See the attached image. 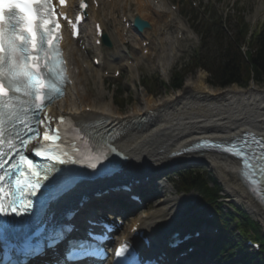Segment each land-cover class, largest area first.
I'll use <instances>...</instances> for the list:
<instances>
[{
	"label": "bare ground",
	"instance_id": "obj_1",
	"mask_svg": "<svg viewBox=\"0 0 264 264\" xmlns=\"http://www.w3.org/2000/svg\"><path fill=\"white\" fill-rule=\"evenodd\" d=\"M114 1L118 2L119 0ZM141 3L147 5L149 2L148 0H141ZM132 5L134 6V4ZM110 6L106 9L107 14L109 13L110 16L108 15L105 18L104 15H101L100 19L103 18L104 25L113 24V35L116 31H119L121 37L124 28L120 22L121 20L115 18L117 11H124L127 17L130 18V22L133 17L132 14L135 13L141 19L149 22L151 33L155 35L158 31L159 25L154 23V17H160L157 10H160L161 7L155 10L149 6H144V10L141 12H138V10L134 12V10H126L124 3L122 4L123 8L120 10H116L117 6L114 9H109ZM83 29V33L86 32L88 37L92 36V31L90 32L86 25ZM128 32L130 34L129 39L133 43L137 42L138 36L133 34L132 29H129ZM142 35H144V32L139 37ZM121 38V42H123L124 39ZM143 40L147 39H140L139 47ZM93 42L94 39L92 44ZM69 45L70 43L65 45V53L68 62L73 63L78 69V75L73 76V84L65 97L59 100L53 106L49 115L45 117L46 126H51L58 118L63 116L77 120L96 119L118 123L125 119L135 120V118L143 117V122L137 126L129 123L130 120L123 123L118 131V140L114 143L120 152L130 158V163L124 171L125 179L133 176L139 177L141 174H148L152 177L165 168L180 166L184 163H197V161H199L198 163H206L224 185L226 192L232 195L231 201H234L238 206H243L252 217L259 219L264 226V210L255 204L239 181L237 175L238 162L213 154L189 155L173 159L167 157L170 152L185 147L202 137L223 140L244 131H252L264 137V88L259 89L255 85H251L246 89H242L233 85L223 90L214 91L204 83V76L199 75L196 80H188L185 89L181 93L163 100L153 101L150 98H144L142 94L141 108L133 109L122 117L113 109L110 100L100 102L99 98L91 99V96H88L85 87V76L80 69L79 60L72 53L74 48L69 49ZM168 49V47H162L159 58L165 52L167 53ZM170 51L173 52L172 49ZM85 52L89 54L91 51L86 48V51H83L82 54L86 55ZM143 60L134 59L135 63L129 69L136 71L138 61ZM164 66L165 63L162 64L160 70L164 68L162 73L166 74ZM90 68L93 72L96 71L93 66H90ZM93 76L98 77L97 73H93ZM95 79L102 82V79L100 81L97 78ZM85 109L90 110V113H86ZM157 195H159V192H157ZM151 220L152 216H147L144 220L138 218L135 221L140 223L141 228H147L151 241L157 245L161 242L162 236L153 238L154 234H150L149 224H151Z\"/></svg>",
	"mask_w": 264,
	"mask_h": 264
},
{
	"label": "rangeland",
	"instance_id": "obj_2",
	"mask_svg": "<svg viewBox=\"0 0 264 264\" xmlns=\"http://www.w3.org/2000/svg\"><path fill=\"white\" fill-rule=\"evenodd\" d=\"M111 1L112 4L109 9H114L115 6H117L116 10H120L123 8L122 4L124 3L126 10L127 9L130 10V7L132 11L134 10V12H136V10H138V12L144 10V7L141 8L142 5L141 0H119L118 2H115L114 0ZM189 1L190 0H188L187 3H189ZM194 1L196 2L192 4L191 7L194 10H196L197 8H195L194 6L198 5L196 14L200 12H204L205 16L208 17V14L210 13V16H213L215 18L216 17L218 18L219 16H223V17L226 16L233 18L235 15H240L243 18V20L249 24L252 30H257L259 26L264 23V0H194ZM132 4H134V6ZM163 4L164 7L162 8V10L169 11V9L165 5V1L163 2ZM173 4L177 5V1L174 0ZM136 5L137 7H135ZM177 7H178V12L174 14V21H173L174 26L170 25V27H167V31H165L164 38L162 40L159 39V37H157L156 35H155L156 37L152 35L151 32L147 33L148 38L152 40L153 53L145 61H138L136 65V69H137L136 71L131 69L129 70L127 67L129 65H127V63L131 61L130 63L134 64L135 63L134 59L135 60L144 59L143 56L140 55V50L138 48L140 38L137 39V42L135 41L136 45L131 41L132 43H130L126 55L121 54L119 52L121 50V46L119 44L121 43L122 38L120 37L119 31H116V33L113 35L114 32V27H113L108 37L111 42V48L106 50V59L108 61L107 67L109 68V70L107 68L105 70L104 75L102 73H99L102 76H100L96 71L98 77L95 78H97L100 81V79H102L103 77L102 82L100 81L101 83L94 80V78H88L87 80L88 83L87 88L89 90V91L87 90V92H88V96L89 97L91 96L90 97L91 99L99 98L101 100L100 102H107L108 100H110L113 109H115L120 116H124L133 109L141 108V102H142L141 100L143 97L150 98L153 101H157L173 96L174 94L176 95L177 93H181V91L185 89V84L188 80L189 81L196 80V78L199 77V75L204 76L203 80L204 83L207 85L206 79L208 78V76L203 71L188 73L184 78V84H183L184 89L182 88V90L179 92H172L164 87L157 86L155 87L153 94L149 95L146 92L145 88L142 87L140 83V80L143 77L146 78L151 77L158 81L161 82L163 81L164 83L166 82L168 83L171 72L174 69L178 70L180 66H182L184 63L188 61L191 52L197 47L199 43V37L196 34L194 28L192 29L191 26H188L190 19H192L194 15V12L190 10L191 8H189L188 10L185 4L183 6L180 3H178ZM184 13L187 14L185 15L187 18L182 16V14ZM108 15L109 13L107 14V16ZM132 15L134 16L135 13ZM107 16L105 18H107ZM159 16L160 17H154L155 18L154 23H157L158 25L162 26V24H164L162 23L164 21V17H161V14ZM187 19H189V22L187 21ZM201 19H203L202 16ZM233 23L234 21L231 20L230 25L232 26ZM179 24H181L184 31L181 36V40H179V37H177L175 31L176 27ZM160 40L162 43H164L166 40L169 41L164 46L162 45L160 46L159 45ZM85 44L86 42L83 39V41L81 40L78 43H76V46L81 50L79 54L80 61L81 62L85 61L86 63H88L90 62L93 55L92 53H90L88 56L82 54L83 51H85L84 49ZM162 47H166V48L168 47L169 49L167 50V53L165 52L166 55L162 54L163 56L159 58L160 53L162 52L161 51ZM171 49H173V52L170 51ZM164 63H165L164 67L166 74L164 72L162 73V70L164 71V68L160 70L162 64ZM169 65H170V69H169ZM114 69L120 70L121 72L120 78L114 79L112 77L111 73ZM106 73L107 75H105ZM86 75L89 76L90 74L86 71ZM250 86L251 85H248L246 88ZM255 86L258 87L259 89L264 88V84L258 86L255 85ZM118 87L120 88L119 90L123 92V97L118 100L123 101L124 104H127L121 110H118L115 107V105L113 104L114 99L112 98L113 94L114 93L116 94ZM209 88L214 91L220 90V89H213L211 87ZM101 97L103 98L101 99ZM198 162L199 161H197V163ZM188 167L193 168L195 170L203 171L208 177L222 184L218 179V177L216 176V174L209 169L206 163L205 165L196 164V165H189ZM222 186L224 185L222 184ZM226 191L227 190L224 187L222 194L227 196V200L225 199V204L223 205L224 211L228 210L229 206L233 204L230 202L232 200V195L227 193ZM162 192L163 195L158 196V198L156 197V199L151 203V205H149V207H147V209L143 210L138 215L133 216L131 218L132 219L131 221H133L134 219L137 220L138 216L140 218H143L144 216H149V217L152 216L150 228L153 230V232H151L154 234L153 238H156V236L159 237L160 235H164V233L167 230H172V229L180 230V229H190V228L198 227L200 219L210 211L209 207L207 206L206 207L197 206L195 202L196 194L193 192L187 195L177 194L173 185L167 182L163 184ZM240 208L242 209V211L247 212V210L243 206H240ZM262 231L264 233V226L262 227ZM218 260L219 259L213 261L211 264H225V262L222 263L219 262ZM203 261L209 264V261L207 259H203Z\"/></svg>",
	"mask_w": 264,
	"mask_h": 264
},
{
	"label": "trees",
	"instance_id": "obj_3",
	"mask_svg": "<svg viewBox=\"0 0 264 264\" xmlns=\"http://www.w3.org/2000/svg\"><path fill=\"white\" fill-rule=\"evenodd\" d=\"M234 24L230 27L229 18L226 23H222L220 18L211 21V24H201L197 30L200 36L199 47L193 52L190 58L189 66L191 72L196 69H202L209 75L208 84L215 88H224L231 84H237L241 87L247 86L250 80L255 83H264V24L256 32L249 35V27L243 21L241 16L232 18ZM224 25H228L226 29ZM226 30L230 34H226ZM245 46V52L242 47ZM187 73L185 68L183 73L172 74V90H179L182 87L183 77ZM149 84L147 81L144 85ZM153 86L156 81H153ZM122 106V103H116ZM212 182V186H210ZM177 190L179 192L197 191L200 196L199 203H210L216 206L221 212L219 206L221 188L205 174L197 171H187L178 176ZM219 214L216 219L230 235L220 237L219 252L221 254H232L235 250L244 251L243 241H237L229 228L227 220H231L229 214ZM241 227L244 229L243 236L248 231H253V240L264 242L260 226L250 220L245 214H242ZM246 238V237H245ZM262 250H264V243ZM236 264H264L261 257L255 254H247L245 258L237 260Z\"/></svg>",
	"mask_w": 264,
	"mask_h": 264
},
{
	"label": "snow or ice",
	"instance_id": "obj_4",
	"mask_svg": "<svg viewBox=\"0 0 264 264\" xmlns=\"http://www.w3.org/2000/svg\"><path fill=\"white\" fill-rule=\"evenodd\" d=\"M47 3V0H0V91L3 90L4 84L3 79H8L9 84L13 82H22L23 80L32 81L33 72L38 74L39 71V56L31 55L28 57L31 60V63L19 62V56L23 54L26 49L17 47V42H25L24 35L20 33H27L30 37L31 51L35 53L37 51V32L34 27V22L37 16V6ZM16 13H19L17 23H12L16 18ZM6 14H11L7 16L8 27L5 28V19ZM51 23L50 19H45V26ZM22 24L20 28V33L16 32L17 27ZM59 28V25L56 26ZM5 42H7V47H5ZM48 45L51 47L52 38L48 39ZM8 51L11 57L10 61L5 59L4 53ZM8 64L7 69L5 70L4 65ZM45 139H49L46 135ZM242 151V150H241ZM239 155V151L234 153ZM24 164L28 165V168L31 169V163L27 160H24L21 157ZM62 162V161H61ZM94 167V166H93ZM3 177H0L2 180ZM18 189L17 191L21 194L25 192V188H28V195H35L39 190V181L31 185H21L20 181H17ZM0 195H3V189H0ZM15 195V194H14ZM16 200L13 199L12 203L8 205L9 210L5 211V206L2 201H0V214L2 215H24L29 211L28 207L20 208L16 206ZM120 253L117 252V255Z\"/></svg>",
	"mask_w": 264,
	"mask_h": 264
},
{
	"label": "water",
	"instance_id": "obj_5",
	"mask_svg": "<svg viewBox=\"0 0 264 264\" xmlns=\"http://www.w3.org/2000/svg\"><path fill=\"white\" fill-rule=\"evenodd\" d=\"M134 24L137 31H142L144 28H148V25L145 22L139 20L138 18H135ZM262 198H264V190H262Z\"/></svg>",
	"mask_w": 264,
	"mask_h": 264
}]
</instances>
